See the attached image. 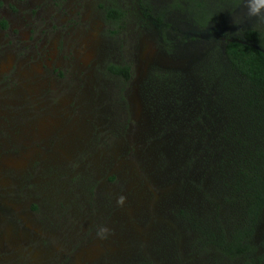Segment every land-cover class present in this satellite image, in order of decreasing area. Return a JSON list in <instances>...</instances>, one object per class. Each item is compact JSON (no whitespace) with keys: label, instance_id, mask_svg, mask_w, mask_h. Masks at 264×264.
Listing matches in <instances>:
<instances>
[{"label":"rangeland","instance_id":"rangeland-1","mask_svg":"<svg viewBox=\"0 0 264 264\" xmlns=\"http://www.w3.org/2000/svg\"><path fill=\"white\" fill-rule=\"evenodd\" d=\"M55 1L0 0V264H236L193 225L236 219L211 174L231 118L199 77L222 41L169 67L195 26L162 0ZM216 20L215 39L261 28Z\"/></svg>","mask_w":264,"mask_h":264},{"label":"trees","instance_id":"trees-1","mask_svg":"<svg viewBox=\"0 0 264 264\" xmlns=\"http://www.w3.org/2000/svg\"><path fill=\"white\" fill-rule=\"evenodd\" d=\"M196 4L201 7L198 17L204 27L205 22L212 21L211 8L206 3ZM109 17L119 21L122 14L111 10ZM241 37L242 40L229 41L221 52L214 51L210 56L213 60L199 75L206 89L204 94L225 105L231 118L227 126L225 121H214L215 127L225 129V142L223 147L217 146L211 174L224 203L235 209L236 219L228 231L219 222L215 227L193 225L222 260L264 264V234L258 243L254 242L258 227L264 223V26L244 30ZM129 70L127 66L108 67L110 75L125 82L130 78ZM173 76L171 72L155 73L150 82L159 83L160 88L167 85L164 80ZM258 249L261 255H257Z\"/></svg>","mask_w":264,"mask_h":264},{"label":"flooded vegetation","instance_id":"flooded-vegetation-1","mask_svg":"<svg viewBox=\"0 0 264 264\" xmlns=\"http://www.w3.org/2000/svg\"><path fill=\"white\" fill-rule=\"evenodd\" d=\"M59 1L60 0H56L55 3H57L59 5ZM198 1H200V2H198ZM224 1L220 0L221 7H217V10L215 11L213 9V7L209 4L208 0H162V6L165 7V10L168 9L171 11H176L177 13H182L184 15V17H186V16L190 17L192 19L193 25L195 26V30L193 32H191L190 36L189 35L186 36L185 33H181L180 31H177L178 35L180 36L179 41L185 42L184 43L185 52L184 51L182 52V56L185 55L186 58H184V60L186 59L187 62H178V61L170 60V61H168L169 67H174L177 65V63L179 64V66L181 65V63L182 64L192 63L194 60V56L196 54V52H195L196 49H198L200 47V45L202 44V40H205V38L208 41L209 47L215 46L216 40L218 42L222 41V43H223L222 47H224L229 42V40H226L225 35L220 37V39H218V38L215 39V37L219 36L220 33L215 32V30L210 29L211 25L216 20L218 13L220 14V17H221V16H223L229 12H231V13L235 12V8H234L233 3H235L236 0H224ZM241 2H243L245 4V6L241 7L239 9V12L237 13V15L245 13L248 11V7H247L248 2H246V0H241ZM196 3H198V4L199 3H206L211 8L210 10L212 12V15H211L212 21L205 22L206 25L204 27L201 26L202 24H201L200 20H202V18L200 17V19H199V17H198V15L202 14L201 13V7H199ZM251 3L255 4V0H251ZM67 4H68V1H67ZM145 12L146 11L143 10V13H145ZM142 17L145 18L144 14L142 15ZM146 20H150V19H146ZM153 21H154V23H156L157 19H156V21L155 20H153ZM236 24H238V23H236ZM3 25H5V28H6V24L4 22H0V28L4 29ZM152 26H153L152 28H154V29H156V27H159V25L155 26L154 24ZM189 38H192L193 42L188 41ZM239 40H242V37L238 40H233V41H239ZM178 44H180V43H178ZM195 45H197V46H195ZM222 50H223V48H222ZM144 64H145V66H149V63L146 61ZM129 73H130V71H129ZM130 79H131V75H130V78L128 81H130ZM14 241L17 242L18 240L14 239Z\"/></svg>","mask_w":264,"mask_h":264},{"label":"clouds","instance_id":"clouds-1","mask_svg":"<svg viewBox=\"0 0 264 264\" xmlns=\"http://www.w3.org/2000/svg\"><path fill=\"white\" fill-rule=\"evenodd\" d=\"M244 6L245 4L241 2V0H236L234 3L235 12L232 13L233 22L243 23L245 20H254L258 26H264V13L260 11V9L264 7V0H255V4H252L251 0H249L247 4L248 11L237 15L239 9ZM104 231H107V229Z\"/></svg>","mask_w":264,"mask_h":264}]
</instances>
